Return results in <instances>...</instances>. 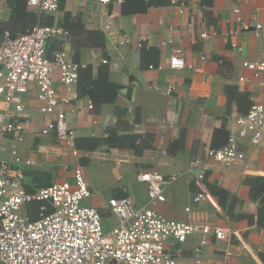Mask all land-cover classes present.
Returning <instances> with one entry per match:
<instances>
[{
  "label": "crops",
  "instance_id": "0c3cea01",
  "mask_svg": "<svg viewBox=\"0 0 264 264\" xmlns=\"http://www.w3.org/2000/svg\"><path fill=\"white\" fill-rule=\"evenodd\" d=\"M154 1L144 11L125 5L124 13L121 3L108 4L106 9L114 16L112 35H106L96 0H59L57 11L43 13L27 0L23 5L0 0V42L5 32L17 34L30 24L64 28L65 13L78 18L84 29L104 35L103 44L78 46L73 43L78 38L75 34L68 33V41L54 37L48 42V52L65 49L71 60L91 67L93 78L106 70L107 79L117 85L114 97L95 104L78 93L66 101L63 108L73 138L60 141L54 132L39 133L45 121L38 112L36 91L31 89L22 117L24 141H6L1 154L9 156L7 147L15 143L23 158L34 159V165L22 164L30 191L70 180L73 167L83 166L93 191L84 202L101 209L106 226L116 222L105 209L109 197L129 196L139 206L146 202L147 184L137 180V173H182L192 158L203 154V147L224 144L228 132L235 129L234 114L248 109L253 99L264 102V88L257 80L238 81L239 76H251L242 66L244 60L264 59V0H176L185 3L182 9L170 0ZM257 22L262 23L261 29H255ZM204 30L217 34L203 39ZM122 35L129 41L119 45ZM164 40L169 41L167 46L161 45ZM232 42L242 49L233 48ZM171 47L183 49L186 66H168ZM54 79L58 96L65 100L68 91L56 74ZM82 137L123 145L104 141L94 149L75 147V139ZM240 147L244 158L238 165L226 168L211 162L205 171L203 183L210 199L192 203L198 189L192 171L180 174L166 187L165 201L154 204L170 218L225 228L227 238L209 236L199 264H263L264 139L257 144L242 139ZM86 169L102 171L105 190ZM105 172L109 177H103ZM36 210V204L32 211L29 203L21 209L30 218L36 217ZM196 242L197 237L190 235L182 243L169 240L167 246L179 249L187 264H195L192 249Z\"/></svg>",
  "mask_w": 264,
  "mask_h": 264
},
{
  "label": "built area",
  "instance_id": "2783aa9c",
  "mask_svg": "<svg viewBox=\"0 0 264 264\" xmlns=\"http://www.w3.org/2000/svg\"><path fill=\"white\" fill-rule=\"evenodd\" d=\"M96 2L102 16L100 26L106 35H112L114 14L106 6L122 0ZM170 3L181 9L185 6L182 1L170 0ZM27 4L38 13L59 8V0H27ZM234 12L240 19L239 9L235 8ZM262 27L260 22L255 24L257 30ZM216 34L204 30L200 37L207 39ZM54 37L68 41V31L57 25L35 23L17 34L5 32L0 42V264H187L180 257V250H171L167 242L182 243L190 235L197 237L192 257L199 264L209 236L225 239L228 237L225 228L170 218L156 210L154 204L165 201L166 187L180 174L192 171L198 188L192 203L210 199L203 178L211 162L226 168L238 165L244 158L241 140L257 144L264 139V102L253 99L244 113L234 114L235 129L228 132L225 143L218 148L203 147V154L192 158L182 173L163 175L153 170L137 173V180L147 184L146 202L139 206L129 196L109 197L105 209L116 222L106 226L101 209L84 202L93 191L80 164L73 167L70 180L53 182L33 191L25 188L22 164L34 165L35 161L23 158L15 143L24 141L22 117L25 96L31 89L36 91L38 112L45 121L39 133L54 132L60 141L73 138L63 104L78 97L76 82L82 65L71 60L65 49H56L50 55L48 42ZM128 41L126 35L117 40L119 45ZM168 43L164 40L161 45ZM231 46L242 49L235 42ZM170 49L168 66L171 69L186 66L183 49ZM242 66L251 76H239L238 81L257 80L264 88V59L244 60ZM54 74L68 91L65 100L57 94ZM10 140L15 143L7 147L9 156L2 155L6 141ZM32 201L41 202L35 218L21 211ZM189 210L186 206L185 211Z\"/></svg>",
  "mask_w": 264,
  "mask_h": 264
},
{
  "label": "trees",
  "instance_id": "16d2710c",
  "mask_svg": "<svg viewBox=\"0 0 264 264\" xmlns=\"http://www.w3.org/2000/svg\"><path fill=\"white\" fill-rule=\"evenodd\" d=\"M17 1L19 2V4L23 5L25 0H17ZM154 2H155L154 0H122L121 2L122 12L124 13L127 11L125 5L128 6L129 10L144 11L147 9L148 6L152 5ZM31 25L32 24H30V26ZM63 27L68 31V33H70V35L75 34L78 36V38L73 39V43L75 44V46H78V44L83 45L85 43H92V44L97 43L99 45L103 44L104 35L101 32L84 29L79 19L68 13H65V17L63 20ZM81 35H85V37L82 39ZM76 91L79 94L89 96L95 104H101L103 102H107L111 100V98L114 97L117 91V85L111 83L107 79L106 70L101 71L97 76V78H93L92 69L89 65L84 67L80 66L78 68ZM245 111L241 113H244ZM104 141L106 142L107 140L97 137H82L75 139L74 145L75 147H79V148L94 149L97 148L98 145ZM107 142L110 145H120V144L123 145V143H118V142H112V141H107ZM25 188L27 191H30L26 185V182H25ZM35 204L38 209L39 206L38 202H34V201L29 202V207H31L32 211Z\"/></svg>",
  "mask_w": 264,
  "mask_h": 264
},
{
  "label": "rangeland",
  "instance_id": "374dc122",
  "mask_svg": "<svg viewBox=\"0 0 264 264\" xmlns=\"http://www.w3.org/2000/svg\"><path fill=\"white\" fill-rule=\"evenodd\" d=\"M85 170V169H84ZM86 172L88 173V175L92 178V180H94V181H98V179H100L99 180V183L101 184V183H103L104 181H103V179H101L102 178V171H100L99 172V169H86ZM86 174V173H85ZM104 175V174H103ZM104 178H106V177H109L108 175H107V173L105 172V175L103 176ZM105 184H101V188L103 189L104 188V190H105ZM85 201V200H84Z\"/></svg>",
  "mask_w": 264,
  "mask_h": 264
}]
</instances>
